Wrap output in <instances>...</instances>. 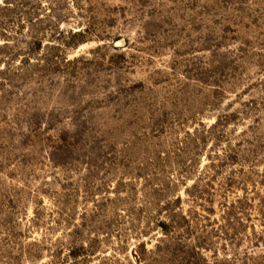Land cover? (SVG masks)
Instances as JSON below:
<instances>
[{
	"label": "rangeland",
	"instance_id": "obj_1",
	"mask_svg": "<svg viewBox=\"0 0 264 264\" xmlns=\"http://www.w3.org/2000/svg\"><path fill=\"white\" fill-rule=\"evenodd\" d=\"M0 264H264V0H0Z\"/></svg>",
	"mask_w": 264,
	"mask_h": 264
}]
</instances>
